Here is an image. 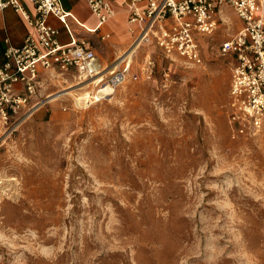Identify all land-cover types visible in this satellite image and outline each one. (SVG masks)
<instances>
[{
	"label": "rangeland",
	"instance_id": "obj_1",
	"mask_svg": "<svg viewBox=\"0 0 264 264\" xmlns=\"http://www.w3.org/2000/svg\"><path fill=\"white\" fill-rule=\"evenodd\" d=\"M227 14L202 64L140 47L132 69L148 52L154 77L99 100L95 81L42 75L0 137V264H264V131L233 134Z\"/></svg>",
	"mask_w": 264,
	"mask_h": 264
},
{
	"label": "built area",
	"instance_id": "obj_2",
	"mask_svg": "<svg viewBox=\"0 0 264 264\" xmlns=\"http://www.w3.org/2000/svg\"><path fill=\"white\" fill-rule=\"evenodd\" d=\"M34 13L26 11L20 0H0V13L11 7L28 23L30 31L19 46L8 44L0 63V137L23 111L33 110L41 85L42 72L75 71L115 89L129 78L150 80L156 60L145 53L132 69L130 58L103 67L85 39L71 37L58 41V29L47 21L55 16L68 27L61 0H29ZM117 0H86L100 27L116 14ZM127 30L132 40L131 57L137 49L154 45L169 59L179 58L186 65L202 64L201 39L218 27L223 6L233 10L241 21L238 31L220 43L218 49L233 59L229 85L230 123L233 134L264 131V0H124ZM107 36V35H106ZM167 72L165 73V75Z\"/></svg>",
	"mask_w": 264,
	"mask_h": 264
},
{
	"label": "crops",
	"instance_id": "obj_3",
	"mask_svg": "<svg viewBox=\"0 0 264 264\" xmlns=\"http://www.w3.org/2000/svg\"><path fill=\"white\" fill-rule=\"evenodd\" d=\"M20 1L28 13H34V7L29 0ZM123 2L124 0L113 2V8L116 14L100 27L97 26V19L90 11L86 0H61L63 8L70 13L67 18L68 27L53 15H50L47 21L50 25L58 29L57 38L61 43L69 42L71 37L88 40L102 65L103 62L100 59V54L106 56H121L124 53V49L130 45L132 40V35L127 30V13ZM229 11L234 13L229 7L223 6L221 8L218 14L220 21L226 23L230 22L229 18H227L229 15L227 13ZM239 23L240 28V20ZM29 31L30 27L28 23L24 20L23 16L13 8L6 7L0 13V63L4 59L3 53L6 46L8 44L14 46L21 45ZM119 57L114 64L119 63ZM106 66L107 65H104L103 67ZM44 73L45 71L42 72V75ZM68 73L75 74V71Z\"/></svg>",
	"mask_w": 264,
	"mask_h": 264
},
{
	"label": "bare ground",
	"instance_id": "obj_4",
	"mask_svg": "<svg viewBox=\"0 0 264 264\" xmlns=\"http://www.w3.org/2000/svg\"><path fill=\"white\" fill-rule=\"evenodd\" d=\"M133 48V47H132ZM132 48H129V49H127L126 51H124V53L119 57V59H118V62L120 63L121 62V60L122 59H127V58H130L129 56H130V53L133 51V49ZM132 50V51H131ZM92 83V81L90 80V79H88V80H85V83ZM112 90L113 89H111L109 86H106V85H104V84H101L100 85V88L95 92V94L93 95L94 96V99L95 100H99L101 97H104V96H108V95H111V93H113L112 92ZM76 91H78V88H72V89H68V90H66L64 93H67V94H70V95H74V93L76 92ZM64 93H62V94H64ZM85 94V96H86V92L85 93H83L82 94V96H74L75 97V99L77 100V99H79V98H81V97H83V95ZM59 95H61V94H56V95H54V96H51L53 99H55L57 96H59ZM5 134V133H4ZM3 134V135H4Z\"/></svg>",
	"mask_w": 264,
	"mask_h": 264
}]
</instances>
